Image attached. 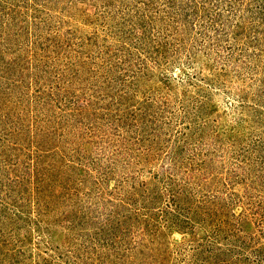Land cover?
I'll list each match as a JSON object with an SVG mask.
<instances>
[{
    "label": "rangeland",
    "instance_id": "rangeland-1",
    "mask_svg": "<svg viewBox=\"0 0 264 264\" xmlns=\"http://www.w3.org/2000/svg\"><path fill=\"white\" fill-rule=\"evenodd\" d=\"M229 1L0 0V264H264V0Z\"/></svg>",
    "mask_w": 264,
    "mask_h": 264
},
{
    "label": "trees",
    "instance_id": "trees-1",
    "mask_svg": "<svg viewBox=\"0 0 264 264\" xmlns=\"http://www.w3.org/2000/svg\"><path fill=\"white\" fill-rule=\"evenodd\" d=\"M260 4L259 3H257V6H259ZM221 6H223L224 7V9H226V12H227V14H226V18H225V20H222V22H220L221 23V26H222V29H226V28H229V30L231 29L230 27H232L231 26V21L229 20V16H232L233 14H235V10L233 9V5H232V2L231 1H229V0H227V2H226V4H224L223 3V5H221ZM1 6H0V12H1ZM221 11V13H222V11L223 10H220ZM252 13H254L255 14V11L254 12H252ZM253 16H251V17H249L250 19L252 18ZM249 18H244V20H243V22H242V20H240V22H242L240 25L239 24H236L237 25V27H238V29L240 30V34H242L241 36H243V37H245L246 35H245V32H244V28H246L247 26H249V22H247V20H249ZM246 20V21H245ZM206 25V23L204 24V26H203V28L201 29V32L200 33H204V32H207V30H205V31H203L204 29H206V27L207 26H205ZM239 25V26H238ZM252 27V26H251ZM257 29H255L254 31H256ZM251 31V30H250ZM252 32V31H251ZM226 41L227 40H229L230 39V37H229V35L228 34H226V37L224 38ZM217 40H220V41H222L223 39L222 38H218ZM56 42V41H55ZM56 43H61V42H56ZM226 43V45L227 46H229V47H233V52H234V49H235V45H231V44H228L227 42H225ZM232 50V49H231ZM39 119V120H38ZM40 117H38L37 118V133L39 132V130L40 129H42L41 128V122L39 123V121H40ZM42 120V119H41ZM5 148V147H4ZM5 150H6V148H5ZM38 150H39V148H35V153L36 154H34V152H32V154H30L29 153V150L27 151V150H24V148H21V149H18V152H16V154H15V156H18V155H22L23 156V158L22 159H26V160H28V162L26 163V164H24L25 166H24V169H27V170H29V169H31V163H32V161H34L35 162V160L36 159H40V158H38V153L40 152H38ZM14 164H12V165H15L16 167L18 166L17 164V162H13ZM15 163H17V164H15ZM34 164H36V163H34ZM16 167L14 168V170L16 171ZM9 174H7V177H9L8 176ZM23 175H25V173H23L22 172V176L20 175V174H17L16 176H21V179H17V178H12V180H3L2 179V176H0V185L2 186L1 188H0V190H3L4 188H6V193L7 194H0L1 195V198H3V201H4V199L5 198H9L8 197V195H11L12 193H15L16 192V201H19L20 200V197L18 196V194L19 195H21L22 194V191L19 189L20 188V186L21 185H25L27 182H24V176ZM9 188V189H8ZM21 188H22V186H21ZM11 190V191H10ZM15 196V195H14ZM57 196V195H56ZM21 198H22V196H21ZM22 200V199H21ZM3 201H1L0 200V210H2V212H3V217H4V219H5V222L7 221V219H9L8 217H10L9 215H7V213H5V211H6V209H7V204H4L3 203ZM3 203V204H2ZM4 219L2 220V221H4ZM176 221V220H175ZM188 222V221H187ZM186 223V222H185ZM234 231H236V230H234Z\"/></svg>",
    "mask_w": 264,
    "mask_h": 264
}]
</instances>
